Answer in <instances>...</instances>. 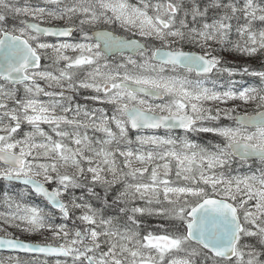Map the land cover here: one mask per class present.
I'll list each match as a JSON object with an SVG mask.
<instances>
[{"label":"snow or ice","instance_id":"obj_1","mask_svg":"<svg viewBox=\"0 0 264 264\" xmlns=\"http://www.w3.org/2000/svg\"><path fill=\"white\" fill-rule=\"evenodd\" d=\"M229 50L264 57V0H0V249L33 254L0 264H264V64Z\"/></svg>","mask_w":264,"mask_h":264},{"label":"rangeland","instance_id":"obj_2","mask_svg":"<svg viewBox=\"0 0 264 264\" xmlns=\"http://www.w3.org/2000/svg\"><path fill=\"white\" fill-rule=\"evenodd\" d=\"M38 0H32V2L34 3V4H36V3H40L39 1L37 2ZM23 2V0H21V3ZM131 2H133V3H135L136 2V0H131ZM10 23H12L11 21H10ZM54 23H62V22H54ZM43 24H46V23H43ZM47 25V24H46ZM116 28H117V30H119L121 33H123V34H128V32H126L125 30H123V29H119V27L118 26H116ZM132 35V33H129V36H131ZM134 38H139V37H134ZM236 37H235V34H233V39H235ZM62 42V41H61ZM67 42H69V41H67ZM70 42H76V38H74V40L73 41H70ZM49 43H51V42H49ZM53 43H58V42H53ZM194 51H199V49H193ZM68 55H74V53H72L71 51H69L68 53H67ZM218 54H220L221 56H222V58L224 59V61H225V63L228 65V66H231V67H234V68H238V67H242V66H245V65H247V66H251V65H255V64H252L251 63V61H250V58L251 57H243V56H240L238 53H236V52H234V51H231V50H229V51H225V52H219L218 51ZM133 58H136V57H133ZM113 62H115V63H118V62H120L121 61V57L120 56H117V57H115V59L114 60H112ZM47 63H49L47 60H44V64L43 65H45V64H47ZM264 64V63H263ZM42 65V66H43ZM260 67L262 66V64L261 65H259ZM257 70H259V69H257ZM235 79L238 81V82H240V83H246L247 85H253V86H256L257 84H258V80H257V78H255V77H249V76H245V77H243V79L241 80V77L240 76H236L235 77ZM251 79H254V80H256V81H252ZM40 83H41V86H45L44 85V82L43 81H40ZM42 99H47L46 97H42ZM79 100H80V102L81 103H89L90 105H91V102H86V101H84V99H83V96H80L79 97ZM150 102H154V101H150ZM156 103H159V102H156ZM231 103V102H230ZM235 103H237V104H240L241 102H239V101H236ZM94 106H97V107H101V106H103V105H94ZM103 107H107V108H109L110 109V107L111 106H103ZM254 108H255V105H250V106H246V107H241L238 111L240 112V114H243V111H252V109L254 110ZM109 114H110V112H109ZM221 123H224V124H228V123H230L229 121H222ZM42 127H44L45 128V130L47 131L48 130V128H47V125H42ZM24 130H28V128H27V126H25L24 127ZM91 134V133H90ZM140 134H143V135H151V134H153V133H148V132H142V133H140ZM157 134H159V135H163L164 133H161V132H158ZM173 135H176L177 133H172ZM180 134V133H179ZM97 135H99V134H97ZM182 135V134H181ZM201 135H205L206 137L207 136H210V137H214L212 134H208V133H202V134H199V135H196V134H190L189 135V138L190 139H192L193 137H200ZM134 136H135V133H132V138L134 139ZM55 138V137H54ZM216 138V137H215ZM217 140H218V138H216ZM215 139V140H216ZM195 142V141H194ZM218 141H215V142H213L212 144H215V143H217ZM212 144H210V145H212ZM70 146H73V145H71L70 144ZM204 146V145H203ZM204 147H209L210 148V146H208V145H206V146H204ZM122 159L123 158H120V160L122 161ZM159 163H163L162 161H158ZM136 166H139V165H136ZM258 167V165L256 166V165H254V164H252L251 162H249L248 164H244V165H236V164H233V166H232V171H231V175H244V174H251V171H254L256 168ZM174 171H175V169H174V162H173V178H174ZM147 175V174H146ZM49 187H51V186H49ZM23 189V187L22 188H20V189H17L16 191H20V190H22ZM6 190H4L3 192H2V194H1V196H0V213H2V212H5L7 209H6V206L4 205V203H3V193L5 192ZM77 196H80L81 195V192H80V190H76V193H75ZM31 196V195H30ZM32 197V196H31ZM27 198V199H26ZM25 198V200L29 203V204H33V203H31V200L28 198V197H26ZM34 198V197H33ZM93 203H95V202H93ZM41 205V204H40ZM37 206V205H36ZM38 207H40V208H44L45 210H47V207L46 206H44V205H41V206H38ZM77 214H79V211H77ZM60 221L61 220V223H64V221H63V219L61 218V217H59V216H57L56 218H55V221ZM149 220L151 221V223H149ZM147 224H149L150 226H155V225H157L158 223H159V221L157 220V219H155V218H151V217H149V218H146V221H145ZM61 223H58V224H61ZM68 224H69V228H71L72 227V224H71V222L69 221L68 222ZM9 231L10 232H12L13 234H14V236L15 235H22V236H24L25 238H21V239H23V240H27V241H31V242H33L32 240H30V238H28V237H31V234H35V233H26V232H21L20 230H18V229H9ZM51 235V234H50ZM19 238V237H18ZM33 238H35L34 236H33ZM20 239V238H19ZM36 243V242H35ZM16 256L17 254H3V253H1L0 254V259H7L8 258V256ZM21 257H23V258H25V259H27L28 257H30V256H22V255H20ZM41 260H44V259H47V258H43V257H39ZM54 260V258H48V261H49V264H52V261Z\"/></svg>","mask_w":264,"mask_h":264},{"label":"trees","instance_id":"obj_3","mask_svg":"<svg viewBox=\"0 0 264 264\" xmlns=\"http://www.w3.org/2000/svg\"><path fill=\"white\" fill-rule=\"evenodd\" d=\"M250 61H251V63L252 64H255V65H251V66H249L250 68H252V69H261V67L259 66V65H261V64H263L264 63V57H251L250 58ZM252 81H256V80H254V79H251ZM252 111H253V109H252ZM251 110L249 111V112H252ZM175 133H177V132H175ZM180 134H183V133H180ZM216 138L215 137H210V136H205V135H201L200 137L198 136V137H193L192 138V140L193 141H195L196 143H198V144H200L201 146H206V145H208V146H210L211 147V145L210 144H212L213 142H215V141H218L217 139L215 140ZM251 162V161H250ZM252 163V162H251ZM234 164H236V165H241V164H239V163H234ZM253 164V163H252ZM246 165V164H245ZM254 165H258V164H254ZM10 186L9 185H7L6 184V182H2V181H0V196H1V194H2V192L4 191V190H7L8 188H9ZM21 187L20 186H18V188L17 189H20ZM16 189V190H17ZM14 194V193H13ZM32 196V197H31ZM31 196H27L30 200H31V203H33V205H37V206H41V205H44V206H46V203H45V201L44 200H42V199H40L39 197H36V196H34V195H31ZM34 197V198H33ZM26 198V197H25ZM27 199V198H26ZM41 204V205H40ZM55 223L56 224H58V223H61V220L59 221H55ZM149 223H151V221L149 220ZM51 233L50 232H47V231H45V232H43V234H41V233H35V234H31V237H28V238H30V240H32L33 242H42L43 240H44V237L45 236H51L50 235ZM16 237H19L20 239L21 238H25L24 236H22V235H15ZM33 236L35 237V238H33Z\"/></svg>","mask_w":264,"mask_h":264},{"label":"water","instance_id":"obj_4","mask_svg":"<svg viewBox=\"0 0 264 264\" xmlns=\"http://www.w3.org/2000/svg\"><path fill=\"white\" fill-rule=\"evenodd\" d=\"M42 26H48V25H43L42 24ZM48 38H52V39H55V40H66V39H69V38H56V37H48ZM125 54H129V55H131V53H129V52H126ZM118 55V54H117ZM162 131H165V130H163V129H161ZM145 131H151V130H145ZM174 131H179V130H174ZM180 132H182V131H180ZM21 186H23V185H21ZM24 187V186H23ZM41 198V197H40ZM43 199V198H42ZM44 200V199H43ZM22 241H25V240H22ZM25 242H28V241H25ZM0 253H9V254H20V255H30V256H32L33 254H25V253H18V252H16V251H13V250H8V249H0ZM40 257H44V256H42V255H40Z\"/></svg>","mask_w":264,"mask_h":264},{"label":"flooded vegetation","instance_id":"obj_5","mask_svg":"<svg viewBox=\"0 0 264 264\" xmlns=\"http://www.w3.org/2000/svg\"><path fill=\"white\" fill-rule=\"evenodd\" d=\"M43 25H46V24H43ZM115 34L129 36V33L128 34H123L119 30H116V33ZM44 39L46 40V42H51V43H53V42H61V40H55V39H52V38H44ZM73 40H74V37H70L69 39H66L64 41H69L70 42V41H73ZM127 55H129V54H127ZM115 57H117V55ZM115 57H113L112 60H114ZM43 64H44V60H42V65ZM159 132H161V131H159ZM148 133H152V132H148ZM3 254H8V253H3Z\"/></svg>","mask_w":264,"mask_h":264},{"label":"bare ground","instance_id":"obj_6","mask_svg":"<svg viewBox=\"0 0 264 264\" xmlns=\"http://www.w3.org/2000/svg\"><path fill=\"white\" fill-rule=\"evenodd\" d=\"M38 1H39V0H38ZM38 1H37V2H38ZM39 2H40V1H39Z\"/></svg>","mask_w":264,"mask_h":264}]
</instances>
